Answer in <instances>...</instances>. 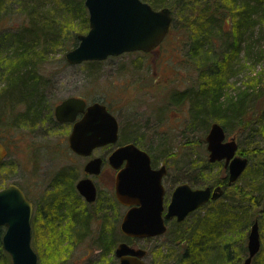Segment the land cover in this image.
Wrapping results in <instances>:
<instances>
[{"label":"rangeland","instance_id":"1","mask_svg":"<svg viewBox=\"0 0 264 264\" xmlns=\"http://www.w3.org/2000/svg\"><path fill=\"white\" fill-rule=\"evenodd\" d=\"M52 1L42 0L43 8H41L47 9ZM8 10L14 13L0 15V91L6 78L4 74L5 60L14 55L13 46L9 42V45L7 44L9 37L7 35L13 32L12 27L18 26L19 28L21 20L25 17L22 7L16 1L9 3ZM176 15V13L172 15L176 20H174L175 26L172 27L165 39L150 52L132 51L110 56L104 60L93 61L94 63L85 61L70 64L65 60L64 53L73 46L62 51L59 49L60 47L66 48L69 44L67 41L63 46L59 45L56 50H49L48 53H45L42 60L37 63L36 73L40 76L42 83V97L46 109L41 114L42 118H39L38 122L33 125H18L11 117L23 112L25 104L15 101L7 107L0 101V141L6 149V156L0 164V188L10 183L16 184L23 188L29 199L33 201L32 244L34 228L35 230L36 227L43 229L48 221L54 228H57L53 231V236L45 234L44 239L41 238V244L42 242L46 244L52 242L53 246H58L61 250L60 257L64 255V258L61 257V264H102V260L103 262L113 260V253L112 255L107 254L106 257L100 255L101 249L95 247L94 238L91 239L98 232L99 227V222L93 219L95 216L90 221L91 233L89 232L90 234L85 236L83 242L76 244L74 240H68V238L64 240V237L56 231L60 227V230L66 231L70 221L69 216L66 215L62 226H60L57 219L61 215L57 213L58 216H55V208L47 205L50 201L54 206L59 204L51 200L54 189L57 188L56 184L52 185L51 183L53 176L60 170L66 169L62 172L61 180L65 187H69L71 174L67 169L70 166L79 170L81 165V161L79 162L78 159L70 161L67 156V135L70 127L56 124L51 119L54 106L62 99L69 96H80L88 103L103 102L118 120L119 142H135L150 154L156 164L162 162L167 165L168 175L163 180L166 196L180 182L186 181L193 188L204 187L220 180L225 173L221 169L222 162L212 165L208 161L204 139L208 128L201 130L197 126L192 127L189 102L176 105L171 100L174 92L196 88L200 82L197 63L193 62L189 55L187 26H183L181 16L176 17ZM224 28L229 30L230 25L224 24ZM247 43L250 44V48L246 55L245 46ZM262 50H264V28L259 23L243 34L240 51L233 64L234 73L227 76V92L234 94L238 87L245 86L253 76L262 81H259L260 86H264ZM225 133L227 138L235 136L238 146L249 147L246 145L247 141L244 140V136L240 135L239 137L234 128L231 132L225 131ZM127 136L128 139H121V137L125 139ZM109 149V147H104L99 151L104 153ZM110 171L109 168L104 170L96 180L104 197L106 194H110L113 189ZM79 174L77 177L80 176ZM246 180L245 176L232 186H228L227 197L221 196L193 211L181 228L182 226L184 228L192 227L194 220L203 218L206 212H211L214 207H230L229 204L232 203H229L228 199L233 198L245 210L243 211L245 218L250 215L253 219L248 225L243 224L239 228H233L231 223L225 220L220 232L223 239H232V244L230 243L232 251L237 252L239 249L242 252L243 244L245 246L247 244L250 225L254 220H257L259 224L258 215L261 209V204H251L250 201L256 195L249 192L250 185ZM57 195L59 200H61L60 198L65 200L64 191H60ZM101 197L98 203L92 206V209H88L94 211L98 208ZM72 207L79 209L75 202L71 203L68 208L62 206L61 209L64 208V213L66 209L69 214L68 211ZM108 207H110L109 225L121 236L117 242L126 241L135 247L147 249L144 259L147 264H175L176 259L183 251V246L174 242L175 232H166L148 241L144 239L130 240L123 236L119 230V220L125 211L124 208L113 204ZM88 209L86 213H88ZM32 221H34V225ZM223 239L221 238V240ZM261 239L260 234V241ZM210 245L211 243H208V252ZM245 257L244 253L241 258L242 264Z\"/></svg>","mask_w":264,"mask_h":264},{"label":"trees","instance_id":"2","mask_svg":"<svg viewBox=\"0 0 264 264\" xmlns=\"http://www.w3.org/2000/svg\"><path fill=\"white\" fill-rule=\"evenodd\" d=\"M13 1L19 3L25 17L21 20V26L12 27L13 32L7 35V44L9 42L13 46L14 55L5 60L6 78L0 91V101L7 107L15 101L25 104L23 112L11 117L18 125H33L42 118L41 114L46 109L42 97V83L36 73L37 63L49 50L54 51L67 41L68 46L60 47L61 51L74 47L77 44V35L88 30V12L84 0H53L47 9H42V0H0V15L12 13L8 9L9 3ZM144 1L154 8L168 7L172 15L176 13V17L181 16L182 25L188 29L190 59L197 63L200 72V82L196 88L174 92L172 102L176 105L189 102L192 127L197 126L203 130L216 121L225 131L231 132L234 128L238 136H244L247 141L246 145L249 147L243 148L240 145L238 152L248 158V165L236 181L246 176L250 185L249 192L255 193L257 197L254 196L249 201L252 205L261 204L258 225L262 239L260 249L250 264H264V86H260L262 81L253 76L245 86L238 87L234 94L227 92V76L234 73L233 64L239 54L243 34L259 23L264 28V0ZM174 20L172 16L170 30L175 26ZM227 23L230 25L229 30L224 28ZM248 48L250 44L247 43L246 55ZM263 56L264 50L261 51V57ZM128 138L121 137L122 140ZM228 188L224 189L222 196L227 197ZM237 193L239 194L238 190ZM228 202L232 203L229 204L230 207H214L211 212H206L203 218L194 220L190 228H181L187 217L180 223L172 224V232H175L174 242L183 246L175 264H242L243 254L247 255L246 246L243 244L242 252L239 249L237 252L232 251V239H223L221 226L226 220L233 228H239L243 224L248 225L253 217L247 215L245 218V210L233 198L228 199ZM112 204L121 207L115 199ZM47 205L55 208V216H58L57 213L61 215L57 219L60 226L66 215L69 216L66 231L60 230L61 227L56 231L64 240L68 238L76 244L83 242L85 236L91 233L90 221L95 216L93 219L99 222V227L98 232L91 237L94 238V246L101 249L100 255H112L113 248L121 236L109 225L107 206L102 205L94 211L89 210L85 215H78L71 210L68 214L66 209L64 213L65 207L61 209L62 203L54 206L50 201ZM32 224L34 225V221ZM55 229L57 228L49 221L43 229H33L32 245L38 255L39 264H61V259L64 258V255L60 257L61 250L58 246H53L52 242L41 244V238L43 240L45 234L52 235ZM3 232L4 227L0 226V264H11L9 255L1 246ZM208 243H211L209 252ZM107 261L102 260V264L112 262Z\"/></svg>","mask_w":264,"mask_h":264},{"label":"water","instance_id":"3","mask_svg":"<svg viewBox=\"0 0 264 264\" xmlns=\"http://www.w3.org/2000/svg\"><path fill=\"white\" fill-rule=\"evenodd\" d=\"M88 12V30L77 35V44L64 54L70 64L103 60L125 52H150L166 37L172 25L168 7L154 8L144 0H84ZM83 113L76 119L78 113ZM59 121L72 122L68 145L76 153L88 155L95 147L114 143L118 139V122L101 101L86 103L84 98L69 96L54 108ZM219 122L210 123L204 136L208 160H224L228 167V183L236 181L248 164V158L236 154L238 143L234 136L226 140ZM6 149L0 142V164ZM109 162L118 168L115 176V196L119 203L128 206L119 229L126 237L144 238L166 230L164 217L175 216L183 220L190 212L223 193L221 185L191 187L178 184L171 193L166 213L162 216L164 187L161 178L165 165L151 168L149 154L129 142L119 145L109 156ZM124 162L123 166L121 164ZM100 159L93 158L86 171L98 173ZM77 188L88 201H93L96 190L93 182L84 178ZM32 202L16 184L0 188V226L4 227L1 246L8 253L11 264H39L38 255L31 243ZM249 264L260 249L258 221L254 220L247 234ZM117 261L111 264H146L145 249L121 241L115 247Z\"/></svg>","mask_w":264,"mask_h":264},{"label":"flooded vegetation","instance_id":"4","mask_svg":"<svg viewBox=\"0 0 264 264\" xmlns=\"http://www.w3.org/2000/svg\"><path fill=\"white\" fill-rule=\"evenodd\" d=\"M75 97H80V96H75ZM82 98V97H81ZM63 100V99H62ZM61 100V101H62ZM86 101V100H85ZM59 103V102H58ZM57 103V104H58ZM86 103H88L87 101H86ZM90 103V102H89ZM56 104V105H57ZM55 105V106H56ZM55 106H54V108H55ZM54 108H53V112H52V115H51V119L52 120H54V122L56 123V124H64V125H68L69 127H70V129H71V127H72V122H67V121H59V120H57L56 119V117H55V114H54ZM110 111V110H109ZM111 112V111H110ZM112 113V112H111ZM82 114L83 113H78L77 114V116H76V119H79L81 116H82ZM114 115V114H113ZM115 116V115H114ZM117 119V118H116ZM117 122H118V120H117ZM69 132H70V130H69ZM69 134V133H68ZM118 139H119V123H118ZM116 140L114 143H108V144H105V145H101V146H98V147H95V148H93L92 150H91V152L88 154V155H84V154H79V153H76V152H74L73 150H71L70 148H69V145H68V151H67V156H69V159H70V161H76V159H78L79 160V162L81 163V165L79 166V170H77L76 168H71L70 166H69V169H67L68 170V172L71 174L70 176V186L69 187H65L64 185H63V182H62V180H61V176H62V172H64L66 169H64V170H60L59 172H57L54 176H53V179H52V181H51V183H52V185L54 184H56V186H57V188H56V190L54 189V194H53V196H52V198L53 199H51L52 201L54 200V201H57L59 204L60 203H62V205L63 206H66V207H68L69 205H71V203H73V202H75V203H77L78 204V207H79V209H75L74 207H72L71 208V210L73 211V213L74 214H78V215H85L86 214V211H87V209L88 208H92V206H94V205H96L97 203H98V201L100 200V197H101V195H102V193H101V189L98 187V185H97V182H96V180L98 179V176L100 175V174H102V172L104 171V170H107L108 168L111 170L110 172H111V175H112V181H113V189H112V191L110 192V194H106L105 195V197H104V195H102V197H101V202H100V205L102 206H106L107 204H109L110 206H112V201H113V199H115V201H117V203H118V205H121V207H123L124 208V210L126 211L127 210V208H128V206H126V205H123V204H121V203H119V201L116 199V196H115V176H116V173H117V171H118V168H114L111 164H110V162H109V156L111 155V153L113 152V150L115 149V148H117L119 145H122V144H125V143H129V142H131V141H129V142H119V140ZM229 138H226V140H228ZM67 143H68V135H67ZM132 143H134L136 146H138L135 142H132ZM104 147H109L110 149L109 150H105V151H108V152H106L105 153V151H104V153H101L99 150L100 149H102V148H104ZM139 147V146H138ZM140 148V147H139ZM148 153V152H147ZM149 154V153H148ZM236 154H240L239 152H236ZM241 155V154H240ZM149 156H150V154H149ZM71 157V158H70ZM93 158H99L100 159V169H99V172L98 173H90V172H87L86 171V165H87V163L91 160V159H93ZM73 159V160H72ZM217 162H222V165H223V169H224V171H225V173H224V175H223V177H222V179L220 180V182H218V183H215V185L214 184H212V185H209V186H211V187H214V186H216V185H221V186H223L224 187V185L227 183V180H228V167L227 166H225L224 165V160H220V161H217ZM76 164V163H75ZM123 164H124V162L121 164V166H123ZM150 165H151V168H153V169H157V168H159V167H161L162 165H165V167H166V172L164 173V175L162 176V178H161V182H162V185H163V187H164V184H163V180L165 179V177L168 175V168H167V165L166 164H164V163H159V164H156L154 161H153V159L151 158V156H150ZM80 173V174H79ZM77 174H79L80 176L79 177H77ZM84 178H88V179H90L92 182H93V184H94V186H95V190H96V196H95V199L93 200V201H88L87 199H86V197L79 191V189L77 188V183L80 181V180H82V179H84ZM186 182V181H185ZM180 183H183V182H180ZM180 183H178V184H180ZM186 183H188V182H186ZM234 182H232L231 184H233ZM177 184V185H178ZM189 184V183H188ZM230 184V185H231ZM177 185H175L174 186V188L177 186ZM190 185V184H189ZM60 188H59V187ZM20 187V186H19ZM21 188V187H20ZM174 188L171 190V192L168 194V196H166L165 195V187H164V195H163V206H164V209H163V211H162V216L164 217V214L166 213V209H167V205H168V203H169V200H170V197H171V193H172V191L174 190ZM22 189V191L25 193V195H26V197L29 199V197H28V195H27V192L23 189V188H21ZM224 189V188H223ZM60 191H64L65 192V200H63V198H60L61 200H59V198H58V193L60 192ZM66 192H67V194H66ZM30 200V199H29ZM31 201V200H30ZM32 202V205H33V201H31ZM208 202H211V200H209ZM208 202H206V203H204L203 205H201V206H199L197 209H199V208H201L202 206H204L205 204H207ZM99 205V207H101ZM109 205H107V210L108 211H110L109 209H110V207H108ZM197 209H195V210H197ZM89 210V209H88ZM194 210V211H195ZM124 211V212H125ZM193 212V211H192ZM192 212H190L188 215H190ZM107 214H109V213H107ZM124 214V213H123ZM123 214H122V216H123ZM188 215L186 216V217H188ZM122 216H121V218H122ZM121 220V219H120ZM120 220H119V223H120ZM183 220H185V219H183ZM183 220H177L176 219V217L175 216H171V217H169V218H165L164 217V223H165V225H166V230L163 232V233H160V234H158V235H153V236H148V237H144V238H131V237H127V238H129V239H144V240H151V239H153V238H155V237H158V236H161V235H163V234H165L166 232H172V231H174V229L171 227L172 226V224H177V223H180V222H182ZM120 230V229H119ZM126 237V236H125ZM118 243L119 242H117L116 243V245L114 246V249H113V260H112V262L111 263H113V262H115V261H117L118 260V258L116 257V255H115V247L118 245ZM128 244H130L129 242H128ZM131 245V244H130ZM133 246V245H132ZM145 249V248H144ZM146 254H147V249H145V255H144V259H145V256H146ZM146 262V261H145ZM111 263H109V264H111ZM146 264H147V262H146Z\"/></svg>","mask_w":264,"mask_h":264},{"label":"bare ground","instance_id":"5","mask_svg":"<svg viewBox=\"0 0 264 264\" xmlns=\"http://www.w3.org/2000/svg\"><path fill=\"white\" fill-rule=\"evenodd\" d=\"M208 152V151H207ZM209 161V160H208ZM210 162V161H209ZM210 163H216V162H210ZM228 181V180H227ZM228 186H230V184L227 182L225 185H224V187L222 186V188H226V187H228ZM224 189H223V191H224ZM185 219V218H184Z\"/></svg>","mask_w":264,"mask_h":264}]
</instances>
